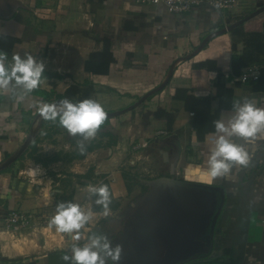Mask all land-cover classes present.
Here are the masks:
<instances>
[{
  "label": "crops",
  "instance_id": "0c3cea01",
  "mask_svg": "<svg viewBox=\"0 0 264 264\" xmlns=\"http://www.w3.org/2000/svg\"><path fill=\"white\" fill-rule=\"evenodd\" d=\"M259 15H264V0H240L224 12L202 7L184 14L134 0H0V51L7 52L8 65L13 54L25 53L45 65L42 83L33 91L19 87L0 91V264H66L62 257L71 255L73 244L87 243L84 236L53 242L52 247L44 242L28 252L15 242L24 230L8 229L4 219L11 211L28 213L43 206L35 186L45 181V171L55 172L57 185L61 177L73 180L69 201L83 208L94 204L86 191L93 183L76 182L92 169L106 175L113 198L124 201L130 195L127 171L134 168L130 154L144 143L147 147L138 152L155 155L146 163L151 172L162 178L178 173L170 178L175 189L163 196L179 195V207L183 204L193 214L186 234L199 235L210 225L207 233L217 235L215 257L202 258L210 264H264V139L247 143L234 138L249 151V164L234 166L221 177L206 173L211 148L206 137L215 133L214 122L227 121L237 100L264 108V17L255 21ZM257 23L262 29L255 32L252 27ZM108 37L115 61L109 67L92 63L87 70V61L102 53ZM208 61L215 68L199 66ZM251 66L261 68V78L241 82L240 76ZM73 87L90 89L83 100L103 106L110 125L100 136L108 138L109 145L90 146L80 158L78 139L67 151L55 137L58 148L48 157L57 159L34 162L31 153L38 143L34 123L41 124L42 139L52 137L55 124L61 127L59 119H46L44 110L58 107L62 100L57 97ZM186 96L195 98L187 101L188 107ZM19 110L22 117H12ZM158 112L164 114L159 117ZM7 127L23 141L6 137ZM109 132L117 138L115 144L110 145ZM105 150L108 156L100 159ZM67 152L70 159L61 158ZM91 214L103 212L92 209Z\"/></svg>",
  "mask_w": 264,
  "mask_h": 264
},
{
  "label": "rangeland",
  "instance_id": "374dc122",
  "mask_svg": "<svg viewBox=\"0 0 264 264\" xmlns=\"http://www.w3.org/2000/svg\"><path fill=\"white\" fill-rule=\"evenodd\" d=\"M37 124L38 122L34 123V130L38 134L37 145L39 144V147L36 145L35 150L31 153L34 162L47 164L51 163L53 159H57V157H48L58 148L57 140H54L55 137L56 139L60 138L59 145L67 151L72 150L73 140L76 138L78 140L75 144L81 150L80 142L83 140L81 136L73 137L66 129L55 124L57 130L52 133V137L49 135L50 138L45 136L42 139L41 124ZM108 129L112 132L111 128ZM108 141V138L100 136V133L97 132L94 139L83 141V151L81 150L82 153L76 154V156L83 158L87 154L86 152L91 150L89 149L90 146L93 148L101 146L107 148ZM140 148L143 147L140 145L130 154L134 168L127 171L129 173L127 176L128 188H130L129 197L122 202L116 199L119 208L116 211L110 209L108 216L103 214L102 216H92L88 224L80 230V240H83L82 236L88 240V237L95 233L106 235L112 242L113 247L117 244L121 245V256L115 264H193L202 257L213 255V243L217 235L207 233L210 225L206 226L203 229L204 233H199V235L197 233L186 234V230L191 227L189 223L193 218V214L191 217L189 208L183 204L179 207L181 204L179 195L173 198L163 196L165 191H169L168 189L172 191L175 189V186L170 184L172 181L170 178H173V176L169 172L168 176L162 178L151 172L146 163L153 160L155 155L151 153L144 154L142 151L138 152ZM41 150L42 153H39ZM100 153L102 154L99 156L100 159L106 158L109 154L106 150ZM71 156L67 152L61 158L69 160ZM36 173H39V171ZM45 173V181L35 186L38 189L39 203L43 206L34 212H28L32 216V222L27 229H19V231L24 230V235L16 237L15 241L18 248L21 247L22 250L28 252H32L34 248L44 244V242L46 247H52L50 244H54L53 242L63 243V241L67 242L71 239L67 234L58 233L55 228H49L48 222L55 214L56 204L61 201H69L72 198L71 193L74 184L73 182L71 184V181L73 180L70 178L64 180L61 177L62 181L57 185L58 179L53 175L55 172L45 171ZM101 176L102 174L95 173L91 175L95 179ZM81 182L88 183L89 180L88 178H79L76 183ZM159 182H162V185L158 184ZM89 205L90 202L84 208L86 212H91L92 209L93 211L95 209L96 212L102 211V206L92 203L90 208ZM112 205L113 202L109 207ZM5 219L4 226L7 225ZM0 228L3 229V227ZM46 228L48 229L46 230ZM89 228L92 230L90 231ZM10 239H12L11 236ZM86 239L84 240L86 241ZM6 242L10 243L7 239ZM196 245L199 246L196 247Z\"/></svg>",
  "mask_w": 264,
  "mask_h": 264
},
{
  "label": "clouds",
  "instance_id": "9594fccd",
  "mask_svg": "<svg viewBox=\"0 0 264 264\" xmlns=\"http://www.w3.org/2000/svg\"><path fill=\"white\" fill-rule=\"evenodd\" d=\"M7 61V52L0 51V91H12L19 87L25 92H31L40 86L45 71L43 62L30 53H25L23 57L13 54L10 66ZM233 109L227 121L214 122L215 133L206 137L211 146L206 169L210 178L225 176L234 166L249 164V151L244 144L236 143L234 138L243 139L247 143L264 139V108H258L245 99L243 102L235 101ZM43 114L46 119L55 120L59 117L60 126L71 136L80 135L83 138L80 142L82 151L83 141L96 137L107 115L103 106L93 99H84L79 103L64 99L58 107H47ZM86 191L90 200L95 197V205L102 206L103 215L108 216L112 202L108 185H89ZM91 219V212H86L80 204L61 201L56 204L55 214L49 220L48 227L79 241L80 230ZM70 251L71 255L65 254L62 257L66 264H108V261L115 264L120 259L122 247L119 244L113 247L106 235L94 233L82 247L73 244Z\"/></svg>",
  "mask_w": 264,
  "mask_h": 264
},
{
  "label": "trees",
  "instance_id": "16d2710c",
  "mask_svg": "<svg viewBox=\"0 0 264 264\" xmlns=\"http://www.w3.org/2000/svg\"><path fill=\"white\" fill-rule=\"evenodd\" d=\"M261 17H264V15L263 16L262 15H259L257 18H255V21L260 22L261 21ZM250 24H249V22H247L246 25H250ZM252 29L255 32L261 31L262 25H258V23H257V25H253ZM112 47H113V42L111 40V37L106 38L105 41H104V49H103L102 53H94V54H92L91 55V58L89 59V61H87L86 69L87 70H90V65H92V63H96L97 65H101L102 63L105 62V63H107V65L109 67L110 64L115 61V59L113 58L112 51H111ZM199 66L200 67H203V68H215V63H212V62H209L208 61V62H205V63L199 65ZM89 90L90 89H81L80 87H73V88L69 89L66 92L65 95L58 96L57 99H59V100L69 99L70 101H74V102L79 103L80 101L83 100V98L85 96H87L89 94ZM189 100H195V98H193L192 96H189V97L186 96L184 98V101L187 104V107H188L187 101H189ZM196 104L198 105V102H196ZM203 104H204L203 102H200V105H203ZM162 114H164V112H158L157 113V115L159 117ZM12 117L19 119L20 117H22V111H20V110L17 111V112L14 111L12 113ZM57 119H59V117ZM5 121H6L5 122L6 125H9V120H6L5 119ZM109 125H110L109 118H106L105 121H104V123L101 125L100 129L98 130V132L100 133V135L106 134V133H104V131L106 130V128ZM4 135L6 137L14 138V140H17L19 142H22L23 141L22 137L18 136L17 134H14V133L10 132L9 131V128L8 129H4ZM107 135L109 137L112 136L111 141H110V145L115 144L116 139H117V138H115V135L112 134V133H110V132ZM36 144H37V142H35L34 146H36ZM92 149H93V147H92ZM93 174H94V171L92 169V170L89 171V173L87 175H85V176H79L78 178H80V179H82V178H88V180L91 181L93 183V185H96V186H99L101 183L107 184L108 187H109V190H110V193H111V199H112V202H113V205L110 207V209L113 210V211H116L119 208V203H118V201H116L113 198L111 181L108 179V177L106 175H102L100 178L96 179V181H95V179L91 177V175H93ZM79 184L86 185L84 182H81ZM129 191H130V188H129ZM93 200H95V197H93ZM101 212H103V208H102V211ZM210 230H211V228H210ZM218 262H220V261H218ZM218 262L216 264H220ZM193 264H210V261L202 258V259H200L198 261H195Z\"/></svg>",
  "mask_w": 264,
  "mask_h": 264
},
{
  "label": "built area",
  "instance_id": "2783aa9c",
  "mask_svg": "<svg viewBox=\"0 0 264 264\" xmlns=\"http://www.w3.org/2000/svg\"><path fill=\"white\" fill-rule=\"evenodd\" d=\"M136 4L150 5V6H164L168 12L172 14H184L192 13L193 11L202 7H208L210 10L215 12H224L234 8L240 0H134ZM219 5V7H217ZM262 75V70L258 66H251L245 69L244 73L240 76V80L243 83L257 82ZM162 133H160L161 135ZM139 146H137L138 148ZM141 147H147L144 143ZM172 176L178 173L171 172ZM32 216L28 213L20 211H12L6 217V227L8 229H27L31 222Z\"/></svg>",
  "mask_w": 264,
  "mask_h": 264
},
{
  "label": "water",
  "instance_id": "95a60500",
  "mask_svg": "<svg viewBox=\"0 0 264 264\" xmlns=\"http://www.w3.org/2000/svg\"><path fill=\"white\" fill-rule=\"evenodd\" d=\"M218 213V212H217ZM216 219H214V221H215Z\"/></svg>",
  "mask_w": 264,
  "mask_h": 264
}]
</instances>
